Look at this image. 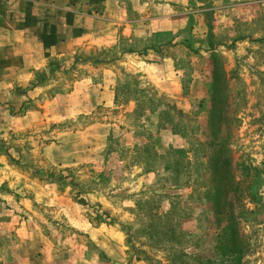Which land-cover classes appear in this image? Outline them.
<instances>
[{"label":"rangeland","instance_id":"obj_1","mask_svg":"<svg viewBox=\"0 0 264 264\" xmlns=\"http://www.w3.org/2000/svg\"><path fill=\"white\" fill-rule=\"evenodd\" d=\"M13 1L0 264H229L206 167L220 144L241 264H264V0Z\"/></svg>","mask_w":264,"mask_h":264},{"label":"trees","instance_id":"obj_2","mask_svg":"<svg viewBox=\"0 0 264 264\" xmlns=\"http://www.w3.org/2000/svg\"><path fill=\"white\" fill-rule=\"evenodd\" d=\"M213 149L215 151H213L212 156L208 157L206 165L215 185L211 197L215 214L218 217L224 216L225 224H227L221 229L223 240L220 243L219 251L223 257L227 258L229 264H241L243 243L239 237L238 225L233 219L232 213L225 209L226 195L223 193V189H229L230 184L234 182V177L226 171L230 162L223 158L225 146L220 144L213 147ZM227 203L229 205V201Z\"/></svg>","mask_w":264,"mask_h":264},{"label":"crops","instance_id":"obj_3","mask_svg":"<svg viewBox=\"0 0 264 264\" xmlns=\"http://www.w3.org/2000/svg\"><path fill=\"white\" fill-rule=\"evenodd\" d=\"M16 4H17V2L14 0L13 5H16ZM147 4L148 3L145 2V5H147ZM94 5H97V8L100 10V15L106 14L107 11L112 12L115 10V12H116V10H117L116 9V3L113 0L111 2H109L108 0H95L92 3V6H94ZM165 5H166L165 3L159 4L158 7H161V9L165 10V8H166ZM157 21H158L157 19H154L152 21V25L155 26L157 24ZM158 66H159L158 64L148 65L146 68V72H147L148 76L152 74L151 77H153L155 79V81H156L155 85L157 87L164 86L162 84L165 83L164 81L160 80V78L164 79V76H163V74H160L162 71V68L160 69ZM173 71H174V69H173ZM155 73H158V76ZM173 78H174V76H173Z\"/></svg>","mask_w":264,"mask_h":264}]
</instances>
